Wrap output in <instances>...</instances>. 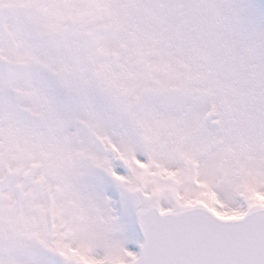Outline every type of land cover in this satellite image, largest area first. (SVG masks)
Instances as JSON below:
<instances>
[{"label": "snow or ice", "instance_id": "6c2138e0", "mask_svg": "<svg viewBox=\"0 0 264 264\" xmlns=\"http://www.w3.org/2000/svg\"><path fill=\"white\" fill-rule=\"evenodd\" d=\"M0 264H264V0H0Z\"/></svg>", "mask_w": 264, "mask_h": 264}]
</instances>
